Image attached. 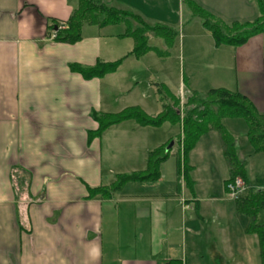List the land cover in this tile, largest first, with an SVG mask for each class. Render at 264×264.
<instances>
[{
  "label": "crops",
  "instance_id": "crops-1",
  "mask_svg": "<svg viewBox=\"0 0 264 264\" xmlns=\"http://www.w3.org/2000/svg\"><path fill=\"white\" fill-rule=\"evenodd\" d=\"M102 1L149 26L184 31L183 46L194 48V62L172 76L166 63L175 50L153 34L149 43L161 38L163 47L150 44L167 55H128L135 40L126 32L138 27L130 18L85 23L75 43L54 40L51 19L67 21L78 0H0V264H264L257 234L247 232L250 218L227 195L232 170L216 129L200 137L197 147L204 137L208 144L200 152L195 146L187 159L182 123L142 126L127 119L91 136L98 114L139 106L157 115L160 83L175 94L226 88L264 112V33L240 46H217L201 20L186 27L193 22L187 18L191 2L226 23L255 20L257 3ZM125 56L102 77L71 69ZM230 133L247 187L264 191V181H257L264 177V152H254L246 134ZM158 148L169 154L158 179L112 188L117 176L145 170ZM101 187L111 188L110 195L91 196Z\"/></svg>",
  "mask_w": 264,
  "mask_h": 264
},
{
  "label": "trees",
  "instance_id": "trees-1",
  "mask_svg": "<svg viewBox=\"0 0 264 264\" xmlns=\"http://www.w3.org/2000/svg\"><path fill=\"white\" fill-rule=\"evenodd\" d=\"M254 1L258 5L259 16L253 21L244 23H226L200 6L192 2L189 4L194 14L200 17L203 26L211 32L217 46H240L246 43L251 37L264 33V0ZM78 4L77 9L67 21L51 19L50 32H56L54 40L75 43L81 39L82 27L85 23L106 26L125 22L128 18H132L138 21L142 27L140 26L136 29L129 28L127 30L126 35L132 36L135 40L134 48L128 55L140 57L151 50H154L161 57L169 53L168 51L160 50L150 45L149 32H153L155 36L163 38L169 47L177 43L178 34L172 29L161 25L149 26L139 16L125 10L110 7L104 4L102 0H78ZM61 25L65 26L61 27ZM126 57L114 62L99 61L91 67L73 64L71 65V69L81 73L85 78L102 77L115 72ZM158 89L162 100V109L157 115L150 116L139 106L127 107L118 113L98 114L96 118L99 121V128L91 136H94V134L100 135L111 125L127 119H134L142 126H160L167 121L182 123L183 149L185 158L187 159L190 151L197 145L200 137L211 129H216L225 144V156L231 164L232 171L228 180L240 176L246 181L245 163L240 161L235 147V138L224 127L222 121L224 118L238 117L244 119L248 127L246 137L249 147L254 152H264V112H259L252 101L239 92L226 88H213L207 93L209 100H206L205 104H203L205 106L203 108L204 110L198 111V116L195 118L194 115L197 110L192 114H187L185 119H183L180 117L181 110L178 107V102L175 101L176 95L164 83L158 84ZM171 99H174L175 103ZM214 105L216 106L215 111L211 108ZM164 148H158L149 154L145 170L129 175L121 174L117 176V180L112 188L116 189L128 181L143 183L153 182L158 179L161 165L169 156ZM110 189L104 187L94 188L91 190V196L100 193L104 194V192L109 196ZM238 205L240 211L250 218L247 232L257 234L259 238L261 258L264 263V214L263 219H259L260 211H264V191L250 192L243 198L238 199ZM168 264L176 263L169 262Z\"/></svg>",
  "mask_w": 264,
  "mask_h": 264
},
{
  "label": "rangeland",
  "instance_id": "rangeland-1",
  "mask_svg": "<svg viewBox=\"0 0 264 264\" xmlns=\"http://www.w3.org/2000/svg\"><path fill=\"white\" fill-rule=\"evenodd\" d=\"M191 10H192L191 11L192 15L187 16V18L188 19H193L192 20L193 22H191L190 24H187V26H186L187 28L192 23H194V20H197L198 22L201 20L200 17H198L196 14H194V11H193L192 8H191ZM130 19H131V21L135 20V19H132V18H130ZM127 20H129V18ZM129 22H130V20H129ZM137 23H138V27H140L141 24L138 21H137ZM186 27H185V31L187 29ZM149 33L154 35L153 32H149ZM178 33H180V32H178ZM181 34H184V31H182L178 35V39L176 40V42H177L176 45L170 46L172 48V49H170V52L175 50V54L166 63L167 68L170 69L172 76H176V77H178L182 73L183 69H186V71H188L189 67L191 66V63H190L192 61L191 58L194 56V55H191L193 53V51H194V48L191 47L188 42H186L185 45L183 46ZM179 36H180V38H179ZM150 43L152 45H157L159 47H163V44H164L162 39L161 38H157V37L156 38H152ZM150 56L156 58L155 57L156 55H155L154 52L150 53ZM192 62H194V61H192ZM141 74L143 75V72ZM173 93L175 94V91ZM207 93L203 94V95H199V94H196L195 92H192V91H190V90H188L186 88H184L180 92L178 91V93L175 94L176 95L175 101L178 102L177 103L178 107L181 110V116L180 117L185 119L187 114L188 115L190 113L192 114L195 110H197L196 111L197 113L195 112L194 118L197 117L198 113H199L198 111H201V110L203 111L204 110L203 108H205V106L203 104H205V101L209 100V98H207L208 97ZM171 101L175 103L174 99H171ZM211 108L214 111L216 110V106L215 105L212 106ZM222 123H223L224 127L226 129H228L229 132H230V129H231V132H234V134L238 138H240V139L243 138L244 139V136L246 134L244 131H246V129L248 130L246 122L244 121V119L238 118V117H235V118H224ZM204 138L202 139L201 143L198 144V147L197 146H196V148L194 147L196 150H198V152H200V150L203 149V144L205 146L208 144V141H205V142H207V144L204 143V140H205ZM247 142H248V139H247ZM248 145H249V143H248ZM213 160H214V158L212 157L211 161H213ZM185 166L186 165L184 163V168H185ZM261 166H262V170H264V161H263V163H261ZM256 171H257V173H259L261 171V168L256 169ZM262 175H263V173L261 175H258V179H257L258 183H262V181H264V177L262 178ZM237 177H240V176H237ZM214 179L216 181L217 177H215ZM242 179L244 180L245 185L247 186V183H246L245 179L244 178H242ZM228 181L226 182V185H227ZM246 189H247V191L245 193L241 194V196L239 195L240 196L239 198H243L244 196L248 195L250 192L260 191V190L251 189V188H248V187ZM227 195H228V192H227ZM239 198L236 199L237 202H238ZM263 212L264 211H260V214H259V219H261V220L263 219V214H264Z\"/></svg>",
  "mask_w": 264,
  "mask_h": 264
},
{
  "label": "built area",
  "instance_id": "built-area-1",
  "mask_svg": "<svg viewBox=\"0 0 264 264\" xmlns=\"http://www.w3.org/2000/svg\"><path fill=\"white\" fill-rule=\"evenodd\" d=\"M65 25H61V27H64ZM56 36V32L53 31L51 37L54 39V37ZM227 192L228 195L231 198H239L241 196V194L245 193L247 191V186L245 185L244 180L241 177H236L232 180H229L227 185ZM240 195V196H239Z\"/></svg>",
  "mask_w": 264,
  "mask_h": 264
}]
</instances>
